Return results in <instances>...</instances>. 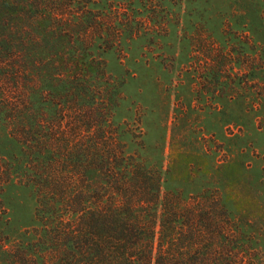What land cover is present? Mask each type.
<instances>
[{"label":"trees","instance_id":"1","mask_svg":"<svg viewBox=\"0 0 264 264\" xmlns=\"http://www.w3.org/2000/svg\"><path fill=\"white\" fill-rule=\"evenodd\" d=\"M187 1L0 0V264H255L221 200L167 192L117 123L130 73L109 64ZM17 186L34 202L23 232Z\"/></svg>","mask_w":264,"mask_h":264},{"label":"rangeland","instance_id":"2","mask_svg":"<svg viewBox=\"0 0 264 264\" xmlns=\"http://www.w3.org/2000/svg\"><path fill=\"white\" fill-rule=\"evenodd\" d=\"M186 3L169 7L180 17L169 19V34L141 38L124 67L109 64L130 73L117 123L133 135L129 151L144 147L167 192L219 198L247 237L241 253L264 264V0ZM9 195L13 225L32 228L34 202L19 186Z\"/></svg>","mask_w":264,"mask_h":264}]
</instances>
